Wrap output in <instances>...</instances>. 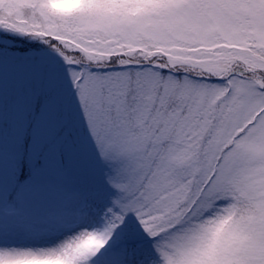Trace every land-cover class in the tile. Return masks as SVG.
I'll list each match as a JSON object with an SVG mask.
<instances>
[{
  "label": "snow or ice",
  "instance_id": "6c2138e0",
  "mask_svg": "<svg viewBox=\"0 0 264 264\" xmlns=\"http://www.w3.org/2000/svg\"><path fill=\"white\" fill-rule=\"evenodd\" d=\"M0 264H264V0H0Z\"/></svg>",
  "mask_w": 264,
  "mask_h": 264
}]
</instances>
